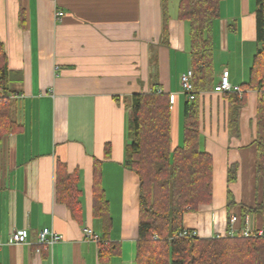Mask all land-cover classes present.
<instances>
[{
  "label": "crops",
  "instance_id": "obj_1",
  "mask_svg": "<svg viewBox=\"0 0 264 264\" xmlns=\"http://www.w3.org/2000/svg\"><path fill=\"white\" fill-rule=\"evenodd\" d=\"M162 7L161 0H0L11 113L20 124L0 137L1 264H136L139 178L126 165L132 96L156 89L174 94L175 147L182 143L187 102L180 76L191 69L189 22L177 16V0L169 1L166 22ZM212 33L215 84L227 71L245 99L231 127L223 93L199 96V148L213 159V191L182 220L202 238L231 228L239 234L246 215L250 228L264 229V214L248 210L264 204V179L255 173L258 94L241 87L258 47L255 0H221ZM233 163L236 178L228 181ZM71 173L80 189L74 210L56 195V183ZM96 182L112 218L105 238L93 215ZM233 214L238 219L231 224ZM86 227L98 240L85 237ZM43 228L62 240L37 254ZM14 230L27 241L10 243Z\"/></svg>",
  "mask_w": 264,
  "mask_h": 264
},
{
  "label": "trees",
  "instance_id": "obj_2",
  "mask_svg": "<svg viewBox=\"0 0 264 264\" xmlns=\"http://www.w3.org/2000/svg\"><path fill=\"white\" fill-rule=\"evenodd\" d=\"M161 1L166 22L170 0ZM220 1L177 0V16L189 22V55L194 88V98L187 99L184 106L182 143L171 146L172 104L169 103L168 93L156 89L132 96L127 125L130 142L126 146V165L139 178L136 264H264V235L202 238L182 233L185 229L183 214L196 211L200 204L212 198L213 159L210 153L199 148V96L202 91L214 89L215 85L212 27L219 15ZM255 19L258 47L253 56L249 81L241 87L255 89L258 94L255 173L257 179H264V0H255ZM7 84V55L0 40V137L20 126L11 113ZM223 94L227 97L232 127V122L236 125L245 93L231 90ZM236 170L235 163L228 167V181L236 178ZM79 193L74 173L64 174L63 179L56 183L57 198L72 210L79 207ZM242 209V212L246 211V208ZM248 210L264 214V204L257 202ZM93 215L101 219L102 237H107L112 218L100 182L94 185ZM111 248L116 246H109ZM105 249L106 246L101 243L99 251L103 253Z\"/></svg>",
  "mask_w": 264,
  "mask_h": 264
},
{
  "label": "built area",
  "instance_id": "obj_3",
  "mask_svg": "<svg viewBox=\"0 0 264 264\" xmlns=\"http://www.w3.org/2000/svg\"><path fill=\"white\" fill-rule=\"evenodd\" d=\"M63 15L62 11H57L56 16L61 17ZM180 85H181V90L182 92L187 96V99L192 100L194 98V88H193V83H192V70L189 69L186 72L182 73L180 76ZM264 88V84L263 87ZM215 92H220V93H225L229 92L231 90H237V88H233L230 80H229V75L227 71H223L219 81L214 85ZM169 101L173 103L175 101V96L174 94L170 93L169 94ZM238 217L237 215L233 214L229 217V222L233 224L235 221H237ZM249 216H245V227L244 229L237 234L234 229H229L227 235L228 236H243V237H248V236H261L264 235V229H258V228H250L248 224ZM190 233L195 235V232L193 230H188L184 229L182 232L183 234L185 233ZM84 235L86 238L89 239H94L98 240L97 235L93 232V230L89 227H86L84 229ZM62 240V235L52 229L49 228H43L38 232L37 236V248L35 249V253H40L42 249L46 250L51 248L55 243L59 242ZM27 241L26 236L21 232V231H12L10 234V243H24ZM3 245V243L0 241V247Z\"/></svg>",
  "mask_w": 264,
  "mask_h": 264
},
{
  "label": "rangeland",
  "instance_id": "obj_4",
  "mask_svg": "<svg viewBox=\"0 0 264 264\" xmlns=\"http://www.w3.org/2000/svg\"><path fill=\"white\" fill-rule=\"evenodd\" d=\"M172 1H173V0H171V2H172ZM169 103H170V104H173V103H171L170 101H169ZM195 235H196V234H195Z\"/></svg>",
  "mask_w": 264,
  "mask_h": 264
}]
</instances>
